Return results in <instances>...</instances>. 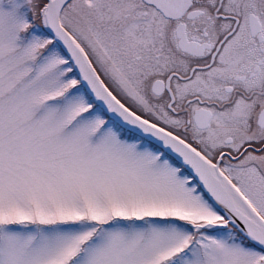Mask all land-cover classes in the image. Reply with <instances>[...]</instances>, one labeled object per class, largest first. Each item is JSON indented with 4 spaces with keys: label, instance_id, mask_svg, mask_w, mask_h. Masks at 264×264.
Instances as JSON below:
<instances>
[{
    "label": "snow or ice",
    "instance_id": "obj_1",
    "mask_svg": "<svg viewBox=\"0 0 264 264\" xmlns=\"http://www.w3.org/2000/svg\"><path fill=\"white\" fill-rule=\"evenodd\" d=\"M0 264H264V0H0Z\"/></svg>",
    "mask_w": 264,
    "mask_h": 264
}]
</instances>
